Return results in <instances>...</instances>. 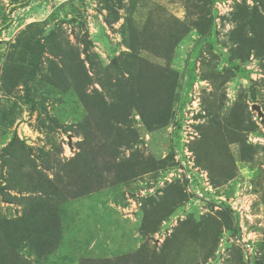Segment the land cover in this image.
I'll return each instance as SVG.
<instances>
[{
  "label": "rangeland",
  "instance_id": "obj_1",
  "mask_svg": "<svg viewBox=\"0 0 264 264\" xmlns=\"http://www.w3.org/2000/svg\"><path fill=\"white\" fill-rule=\"evenodd\" d=\"M0 264H264V0H0Z\"/></svg>",
  "mask_w": 264,
  "mask_h": 264
}]
</instances>
